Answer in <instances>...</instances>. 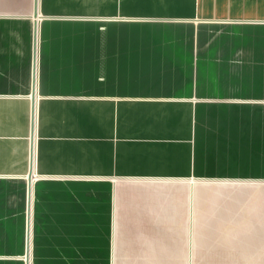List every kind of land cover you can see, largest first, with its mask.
<instances>
[{"label": "crops", "instance_id": "obj_1", "mask_svg": "<svg viewBox=\"0 0 264 264\" xmlns=\"http://www.w3.org/2000/svg\"><path fill=\"white\" fill-rule=\"evenodd\" d=\"M33 8L0 15V242L102 264L126 185L222 178L256 199L223 253L263 264L264 0H39L36 36Z\"/></svg>", "mask_w": 264, "mask_h": 264}, {"label": "rangeland", "instance_id": "obj_2", "mask_svg": "<svg viewBox=\"0 0 264 264\" xmlns=\"http://www.w3.org/2000/svg\"><path fill=\"white\" fill-rule=\"evenodd\" d=\"M31 7L33 0H0V15L28 13ZM245 117L249 130L253 114ZM230 124L234 131V121ZM249 141L246 146L244 140H238L247 156L254 148ZM232 148L238 149L237 145ZM190 179L150 178L126 185L116 209V224L124 226V231L118 236L113 232V257L102 259V264H262V259L240 258L234 252L224 255L222 249L223 238L238 241L250 236V232L240 233V208L244 216L246 204L249 214L255 195L239 189L238 184L221 183L227 179ZM193 181L198 183L190 190ZM261 200L264 202V195H257V201ZM16 248L15 242H0V264H26L25 254L16 257L20 254ZM87 264L97 263L88 259Z\"/></svg>", "mask_w": 264, "mask_h": 264}, {"label": "water", "instance_id": "obj_3", "mask_svg": "<svg viewBox=\"0 0 264 264\" xmlns=\"http://www.w3.org/2000/svg\"><path fill=\"white\" fill-rule=\"evenodd\" d=\"M38 1L39 0H34V10H33V14L35 17H39V19H41V15H40V12H39V8H38ZM37 26H38V21L34 20V31H35V35H37ZM32 132L34 131V121H35V111H34V106H35V102H36V95H35V92L32 93ZM31 175L29 177V180H31ZM30 231V227L28 229ZM29 235V234H28ZM29 243V242H28ZM29 251L27 252L26 254V264H29L28 262V259H29Z\"/></svg>", "mask_w": 264, "mask_h": 264}, {"label": "bare ground", "instance_id": "obj_4", "mask_svg": "<svg viewBox=\"0 0 264 264\" xmlns=\"http://www.w3.org/2000/svg\"><path fill=\"white\" fill-rule=\"evenodd\" d=\"M33 18H34V20H36V21H38V24H39V20H37L39 17H35L34 16V14L33 15H31ZM37 33H38V26H37ZM36 36V35H35ZM36 47V46H35ZM35 54V53H34ZM36 60V59H35ZM34 63V62H33ZM36 63V62H35ZM34 68H36V67H34ZM35 71V70H34ZM32 99V98H31ZM32 133V132H31ZM32 155V154H31ZM29 177V176H28ZM35 180V179H34ZM33 180V181H34ZM31 258H29L28 259V262H29V264L31 263V260H30Z\"/></svg>", "mask_w": 264, "mask_h": 264}]
</instances>
